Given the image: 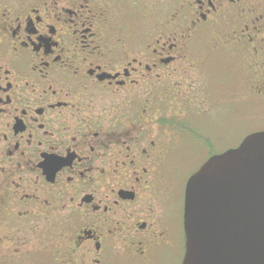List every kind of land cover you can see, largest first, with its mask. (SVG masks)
<instances>
[{
    "label": "flooded vegetation",
    "instance_id": "flooded-vegetation-1",
    "mask_svg": "<svg viewBox=\"0 0 264 264\" xmlns=\"http://www.w3.org/2000/svg\"><path fill=\"white\" fill-rule=\"evenodd\" d=\"M250 102L264 0H0V264H181V169Z\"/></svg>",
    "mask_w": 264,
    "mask_h": 264
},
{
    "label": "water",
    "instance_id": "water-1",
    "mask_svg": "<svg viewBox=\"0 0 264 264\" xmlns=\"http://www.w3.org/2000/svg\"><path fill=\"white\" fill-rule=\"evenodd\" d=\"M181 264H264V131L187 180Z\"/></svg>",
    "mask_w": 264,
    "mask_h": 264
},
{
    "label": "rangeland",
    "instance_id": "rangeland-1",
    "mask_svg": "<svg viewBox=\"0 0 264 264\" xmlns=\"http://www.w3.org/2000/svg\"><path fill=\"white\" fill-rule=\"evenodd\" d=\"M215 63V61L212 62V65ZM213 67V66H212ZM214 68V67H213ZM218 73L220 75H223L225 77V72L222 70L220 71V67H218ZM234 78V77H233ZM220 77L218 76V83L220 82ZM253 102H250V111H247L248 116H242L236 117L235 115V121L232 122V119H229L228 116L225 113H218L214 119H221L219 122H215L213 125L216 126L215 129L213 125H209L210 130H214V133L217 135L221 134L220 138H225L226 135H229L231 141L234 145L238 144L242 138L248 134L252 133L253 131L257 130L260 127L259 117H261L263 114L257 113L253 109ZM254 113V114H253ZM221 142H225L223 140H220ZM198 169V163L197 161H193L189 164H187L185 167L181 169V179L186 178L190 173L193 174L195 170ZM31 264H55L53 262H43L38 260V262H34Z\"/></svg>",
    "mask_w": 264,
    "mask_h": 264
},
{
    "label": "trees",
    "instance_id": "trees-1",
    "mask_svg": "<svg viewBox=\"0 0 264 264\" xmlns=\"http://www.w3.org/2000/svg\"><path fill=\"white\" fill-rule=\"evenodd\" d=\"M236 85H237V84H236V80H234V86H235V87H234V90H235V88H236ZM234 93H235V92H234Z\"/></svg>",
    "mask_w": 264,
    "mask_h": 264
}]
</instances>
